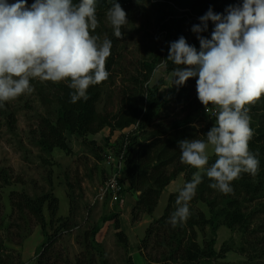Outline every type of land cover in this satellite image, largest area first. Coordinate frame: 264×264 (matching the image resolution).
<instances>
[{
  "label": "trees",
  "instance_id": "1",
  "mask_svg": "<svg viewBox=\"0 0 264 264\" xmlns=\"http://www.w3.org/2000/svg\"><path fill=\"white\" fill-rule=\"evenodd\" d=\"M137 1L118 0V3L127 12L126 8ZM156 1L160 6L158 27L151 31L145 26L138 29V33L141 31L144 36L139 54L136 56L129 51L126 44L128 39L134 40V36L131 33L127 35L126 31H123L124 26L120 38L114 35L112 27L109 30L105 29L104 24L106 21L109 22L106 13L112 7V0H98L96 13L98 27L92 34L99 36L101 40L107 38L112 41V54L106 62V70L110 72L109 78L98 85L90 86L87 99H81L75 104L70 102L72 89L67 86L68 82L50 83L48 90L51 97L45 99L48 113L39 120L35 145L47 155H52L55 150L70 155L72 151L67 139L69 133L90 148L95 158L102 162L108 151L95 141H89L88 137L105 129L113 136L117 132L122 133L136 128L128 135L122 134L119 143L112 148L117 158L123 156L122 173L126 186L123 194L126 192L136 199V206L133 209L134 222L139 220V213L153 219L138 245V251L147 263L218 264L230 251L216 250L218 232L223 226L231 231L238 229L242 235L248 236V240L252 238L253 241L246 240L240 247V252L247 256V264L264 260V96L248 106L253 131L249 148L260 162L256 174H241L240 178L232 182L233 191L227 194L212 189L209 186L212 181L206 175H202V183L190 202L191 214L182 224L173 227L167 223L170 214L175 211L178 193L170 195L164 214L160 218L153 217L163 192L171 182L180 174H185V183L189 182L197 171L181 163L178 142L184 139L203 138L202 135L207 134L213 122L198 129L195 126L198 116L205 113L207 117L213 119L216 118L212 115L213 111L219 109L210 105L206 110L197 96L188 95L185 86L180 88L173 100L167 101L160 95L164 82L159 81L156 85L147 87L146 84L160 60L167 58L170 42L183 36L190 45L200 50L199 40L192 28L200 24L199 18L209 8L215 13L226 14L229 6L241 5L243 2V0ZM34 2L35 0H27V5L31 7ZM214 28L215 25L209 22L208 31L202 35L211 39ZM175 67L169 62L166 73L171 74ZM192 80L196 85V78ZM104 101L106 102L104 108L99 112L98 108ZM170 102L178 106L186 105L187 116L174 121L168 130H164L160 125H157L159 129L151 130L154 129V123L158 118H162V112L168 110ZM167 117L168 114L165 118ZM7 118L10 119L9 128L13 129L15 118L12 115ZM215 158V156L210 158L209 163H213ZM6 180L7 177L4 183ZM16 195L17 193L13 194ZM19 197L18 203L11 200L13 207L19 212L29 214L46 233L48 221L45 208L53 218L56 217L59 210L58 199L49 195L36 199H31L25 194H20ZM199 204L207 208L208 214L198 208ZM74 212L75 208L71 206V213ZM70 217L55 230L54 235L46 234L36 264H53L52 256L56 255L52 254L56 252L60 235L73 231L71 226L73 218ZM106 221L114 222L118 242L127 249L130 245L129 239L121 230L118 212ZM257 223L259 228L253 229L252 226ZM207 230L210 231L211 238L200 244L199 233L204 234ZM100 232L101 226H95L84 233L86 252L76 259L75 264H109L105 250L98 242ZM149 249L160 250V259L151 257ZM129 264H134L131 258Z\"/></svg>",
  "mask_w": 264,
  "mask_h": 264
},
{
  "label": "clouds",
  "instance_id": "2",
  "mask_svg": "<svg viewBox=\"0 0 264 264\" xmlns=\"http://www.w3.org/2000/svg\"><path fill=\"white\" fill-rule=\"evenodd\" d=\"M97 4L98 0H35L29 7L27 0H0V108L31 92L30 81L37 78L68 82L73 104L87 99L90 86L109 78L106 62L112 41L92 34L98 27ZM106 16L114 35L122 37L128 19L118 0H112ZM199 20L192 31L200 50L183 36L170 42L167 58L160 60L146 84L156 81L171 62L176 66L171 71L173 87L196 78L199 101L206 110L210 105L219 109L203 138L178 142L181 163L197 171L176 197L167 221L173 227L190 216L202 173L212 181V189L227 194L233 191V181L244 173L255 175L260 163L249 148L253 131L248 106L264 96V0H243L229 6L226 14L209 8ZM209 22L215 25L211 39L202 35ZM210 151L216 157L211 164Z\"/></svg>",
  "mask_w": 264,
  "mask_h": 264
},
{
  "label": "rangeland",
  "instance_id": "3",
  "mask_svg": "<svg viewBox=\"0 0 264 264\" xmlns=\"http://www.w3.org/2000/svg\"><path fill=\"white\" fill-rule=\"evenodd\" d=\"M156 3V0H138L136 4L126 8L128 23L123 31H126L127 35L131 33L134 36V40L131 38L126 42L133 55L138 56L144 36L143 32L138 33V29L145 26L151 31L158 27L160 6ZM104 25L106 30L112 27L110 21H106ZM159 81L164 82L160 95L167 101L173 100L181 87L179 89L173 87L171 74H167L164 70L151 86ZM30 83L33 89L31 92L6 102L4 107L0 108V264H36L46 234L54 235L55 230L69 216L73 218L71 220L73 231L70 234L60 235L56 252L52 254L56 255L52 256L53 264H75L76 259L86 252L87 244L83 240L84 233L95 226H101L102 233L98 242L105 250L109 264H129L133 249L130 245L125 249L118 242L114 222H107L106 219L118 212L120 220L122 208H129V205H132L133 219L136 199L122 192L121 199L119 198L118 201L112 202L107 199L104 203L94 204L99 187L115 170L118 159L112 147L119 143L122 136L119 135L115 139L114 135H110V132L105 130V132L102 131L88 137L89 141L93 140L98 145H104L103 148L108 151L109 155H104L105 159L102 162L95 158L90 148L84 146L69 133L67 139L72 151L70 155L60 150H55L52 155L45 154L35 145V133L40 118L48 113L45 99L51 97L48 86L52 82L41 81L37 78L31 80ZM193 83L190 79L185 85L189 96H197L196 85ZM115 91L117 92V88ZM105 103L104 101L99 106V112H102ZM164 111L162 118H158L154 123V129L151 130L159 129L157 125L168 130L174 121L185 118L188 113L186 105L178 106L174 102H170L168 110ZM166 113L169 115L167 118H165ZM9 115L15 118L13 129L9 128L10 119L7 118ZM202 119H204L203 122H201ZM215 121L216 118H209L204 113L198 116L195 126L201 129L211 122L214 125ZM132 132L129 131V133ZM213 156L214 154L210 151V158ZM179 176L177 180L171 182L169 189L163 192L155 215L164 214L166 200L168 201L170 195L179 193L182 188L179 184H185V174ZM6 177L7 180L4 183ZM182 179L183 182H181ZM14 193L17 195L13 196ZM20 194H25L31 199L45 195L58 199L59 210L56 217L53 218L49 210L45 208L48 221L46 233L29 214L19 212L13 207L12 202L18 203ZM71 206L75 208L74 214L71 213ZM198 208L208 214L203 204H199ZM143 219L148 218L139 213V220L134 222L133 219V223H141ZM258 225L257 223L252 228L258 229ZM210 238L209 230L204 234L199 233L200 244ZM246 240L250 242L252 238L248 240V236L242 235L238 229L231 231L224 226L221 227L218 232L216 250L230 249V251L226 254V258L218 264H247V256L240 252V247ZM148 253L153 258L160 259L161 257L160 250L149 249ZM135 257L137 264H145L146 260L141 258V255L137 254ZM146 264H148L147 261ZM253 264H264V260H256Z\"/></svg>",
  "mask_w": 264,
  "mask_h": 264
},
{
  "label": "crops",
  "instance_id": "4",
  "mask_svg": "<svg viewBox=\"0 0 264 264\" xmlns=\"http://www.w3.org/2000/svg\"><path fill=\"white\" fill-rule=\"evenodd\" d=\"M105 130H107V129H105ZM105 130L103 132H105ZM129 131L130 130H127V131H124L123 133L126 134ZM106 132H109V131L107 130ZM120 134L121 133H115L113 138L116 139L117 136H119ZM102 146H104V145H102ZM179 177H181V176H179ZM181 182H183V179ZM183 185L184 184H182V183L179 184V186H181V187H183ZM169 187H170V185L166 189H169ZM165 191H167V190H165ZM159 203H161V199H160ZM166 204H167V200L165 202L164 208L166 207ZM131 210H132V205H129V208H126V209L122 208V213L120 215V222H121V229L123 230V232L127 235L128 239H129L131 249H133L134 252L136 251L135 253L132 252V259H133L134 264H137V259L135 256L137 254L141 255L140 252L138 251L137 246L139 245L141 239L144 237V233H145L148 225L152 222L153 219L151 217L146 216L148 219H143V222L138 223V224L133 223ZM155 214H156V211H155L153 217H155L157 219L163 215V214H160V215H155ZM140 230H141V233H140ZM101 233H102V230H101L100 234ZM100 234H99L98 238L100 237ZM134 238L136 239V241ZM134 246H136L135 250H134ZM141 258H143V256ZM140 264H142V263H140ZM145 264H146V261H145Z\"/></svg>",
  "mask_w": 264,
  "mask_h": 264
},
{
  "label": "built area",
  "instance_id": "5",
  "mask_svg": "<svg viewBox=\"0 0 264 264\" xmlns=\"http://www.w3.org/2000/svg\"><path fill=\"white\" fill-rule=\"evenodd\" d=\"M217 112L218 110H214L212 115L216 116ZM122 158L123 156L117 158L118 161L115 170L99 187L94 199V204L104 203L107 199H110L112 202L118 201L119 198L121 199V194L125 187L123 183ZM110 159L112 158L110 157Z\"/></svg>",
  "mask_w": 264,
  "mask_h": 264
}]
</instances>
